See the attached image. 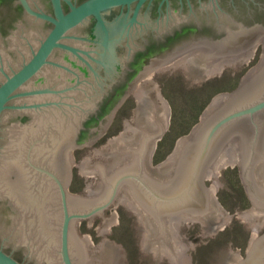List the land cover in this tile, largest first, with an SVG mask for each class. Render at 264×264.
<instances>
[{
    "label": "water",
    "instance_id": "water-1",
    "mask_svg": "<svg viewBox=\"0 0 264 264\" xmlns=\"http://www.w3.org/2000/svg\"><path fill=\"white\" fill-rule=\"evenodd\" d=\"M18 1L34 22L52 26L47 34L31 27L30 37L14 40L15 56L0 50V72H6L0 84V264H119L126 260L124 244H99L94 252L76 232L79 219L103 212L117 199L142 211L145 251H159L156 263L168 248L172 263L192 264L186 251H194L193 243L184 241L182 232L185 245L175 248L167 226L171 229L175 219L209 221L211 212L218 226L229 225L230 214L214 209L216 195L206 184L222 157H227L224 166L238 165L251 203L242 223L259 228L264 220V53L234 90L212 99L195 128L157 165L151 164V155L164 137L170 105L159 86L141 88L139 80L147 85L151 72L167 69L180 57L173 70L187 66L196 83L220 78L221 71L250 60L242 54L264 41V27L247 25L217 0L188 1L186 8L168 0L159 5L153 0H86L68 11L61 0H52L53 15L33 10L28 0ZM132 4L133 14L107 16L113 8ZM203 21L216 23L213 39L192 41L187 49L194 53L179 56L185 50H177L139 72L141 59L154 47L149 39L162 42L181 25ZM135 94L142 102L139 119L128 121V135L110 147L114 159L81 164L88 182L101 185L100 191L88 199L70 194L68 151L95 143L118 107ZM92 135L95 140L83 141ZM116 220L100 221L99 231L107 234ZM216 231L207 224L202 237H215ZM250 246L239 264H264V233Z\"/></svg>",
    "mask_w": 264,
    "mask_h": 264
},
{
    "label": "rangeland",
    "instance_id": "rangeland-1",
    "mask_svg": "<svg viewBox=\"0 0 264 264\" xmlns=\"http://www.w3.org/2000/svg\"><path fill=\"white\" fill-rule=\"evenodd\" d=\"M259 52L261 53L262 51ZM260 53L254 60L251 59L237 68L221 71L220 78L196 83V74H187V66L173 70L182 59L180 57L169 62L167 69L159 73L151 72L147 85L139 80L141 88L159 86L158 92L170 105L164 137L154 145L153 165L165 161L171 155L178 141L182 137L187 136L195 128V125L199 123L213 98L220 94L229 93L238 86L246 73L260 61ZM132 96L128 97V99L131 98L129 99L130 103L126 104L122 113L116 117L114 125L110 130L111 141L107 142L108 145L105 142L102 143L101 147L94 146L93 148H98V150H103L108 154L110 147H116V140L128 135V121L133 123L139 119V108H135L134 102L135 100L141 102L136 94ZM91 160L93 158L84 160L82 157H77L75 161L76 165L73 163L75 176L81 183L86 178L81 164ZM224 162L227 164V157L221 158L220 167L215 170L216 173L214 171L206 184L211 187L212 192H215L216 198L220 200L222 206L232 219H230L229 225L217 227L215 237L200 236L203 234L201 231H203L204 225L195 223V227H192L194 225H190V223H178L181 225L180 232H184V241L192 242L194 246L196 244L205 245L208 242V245L222 244L228 247L231 241L234 245L246 246L248 245L251 228L256 224L242 223L243 215L250 211L247 210L250 209V206L248 205L246 190L238 165L231 164L224 166ZM215 182H218V185L213 190ZM127 204L130 205L129 203ZM169 224L171 226V223ZM173 228H176V223L173 224ZM224 228L226 229L222 232L221 230ZM96 229L99 233V222L96 225ZM110 231L113 233L112 237L109 236ZM100 234L101 237L95 238L98 241L109 239L110 242L112 241V246L124 244L126 260H121L119 264H168L167 259L162 257H165L163 251L161 252L164 253L163 255L161 254V263H156L159 251L157 253L156 251H145L146 238L141 230V222L138 220H132V218L124 215L119 222L116 220L115 225L109 223L107 234L103 232H100ZM85 235L87 233L81 234V241H89ZM104 241L100 242V244L105 243ZM228 250L230 249L227 248L224 251L227 252ZM193 252L187 251L186 255H192ZM225 254L219 255L218 260L211 258L203 260L200 257L201 255L198 254L195 256V259H192V264H196V260H199V257L200 261H204V264L206 261V264H210L208 261H213V264H223L224 258H226Z\"/></svg>",
    "mask_w": 264,
    "mask_h": 264
},
{
    "label": "flooded vegetation",
    "instance_id": "flooded-vegetation-1",
    "mask_svg": "<svg viewBox=\"0 0 264 264\" xmlns=\"http://www.w3.org/2000/svg\"><path fill=\"white\" fill-rule=\"evenodd\" d=\"M64 10H70L72 5H79L83 3L86 0H61ZM172 6H182L184 8L187 7L188 1L191 3L198 4V0H168ZM208 1V0H203ZM29 4L31 5V8L35 11H41L47 14H55L54 4L52 0H28ZM166 4V0H153L152 4L159 5V3ZM219 5L224 8L228 9L230 11L239 13L238 17L242 20H245L247 25L254 26L258 25L261 27H264V0H217ZM158 3V4H157ZM156 6H154L155 8ZM135 9V4H132L131 6H120L113 8V10H110L107 13L108 17L114 16L116 13H125V14H133ZM34 17L27 11V9L24 8V6L18 1V0H0V50L3 49L5 51H8L11 55L15 56V51L10 48L11 43L14 40H17L19 38L24 39V37H28L29 29L31 27L34 28L39 33H46L45 29L51 28L52 23L46 22L41 20L40 22H34ZM217 28L216 23L212 22L209 23L207 21L200 22L199 24H190L189 22L181 25L180 30L173 33V35L166 37L163 39L162 42H158L157 40L149 39L150 45H154V47L149 50V52L144 55V57L140 61L139 65V72L144 69L145 66L149 65L152 61L159 62L162 60H167L175 51H182L185 50L184 53H181V55H187L189 53H194V50H189L191 46L192 41L198 42L199 39L209 37L210 39H213L215 36V29ZM47 34V33H46ZM30 37V35H29ZM25 40V39H24ZM187 49V50H186ZM197 49H195L196 51ZM205 50V49H204ZM259 51H262L261 53ZM261 54V57L264 53V41L259 42L257 46L250 50L249 52L242 54L248 55L250 57V60H254L258 54ZM56 57L60 55L59 50L55 52ZM260 57V59H261ZM15 67V66H14ZM18 67V65L16 66ZM19 68V67H18ZM16 68V69H18ZM158 70H155L153 72H157ZM7 73L12 74L11 71H8ZM6 78V72L4 73L0 72V84L5 80ZM22 91V90H19ZM133 97V96H132ZM131 99V98H129ZM128 97L124 100V102L118 107L117 112L115 113V116L111 122V124L104 130V133L100 135L96 142L92 145H83L82 147H77L73 150L68 151V155L70 157L69 163H70V170H71V180L68 185V191L72 195L81 196L83 199H88L92 196L97 194L100 191L101 185L96 186V182L91 181L88 182V180L85 178L83 183L79 181V179L75 176V170H74V164L76 163L77 157H82L85 159L93 158V161L95 165H102L103 161L107 158L108 160L111 159L112 156L108 155L107 152H104L103 150L100 151L98 148H93L94 146H102V143H105L108 145L109 141H111V134L110 130L112 129L114 122L116 120V117L122 113L124 106L129 102ZM22 100V98L15 99L12 103L15 101ZM141 101V100H140ZM109 105V104H106ZM135 108H139L142 105V102H138L135 100L134 102ZM96 137L92 136H86L83 141H89V140H95ZM113 139V138H112ZM108 142V143H107ZM105 144V145H106ZM93 148V149H92ZM155 153V152H154ZM154 153L151 155V164L153 165L154 162ZM114 157H112V160ZM61 161V160H60ZM63 162V161H61ZM74 163V164H73ZM149 163V161H148ZM115 165L118 164L116 161L114 163ZM76 165V164H75ZM104 166V165H103ZM99 175V174H98ZM99 178L101 179V176L99 175ZM101 184V182H100ZM99 189V190H98ZM130 204V203H129ZM248 205L251 209V203L248 199ZM214 209H224L222 206V203L219 199L216 198V202L213 204ZM247 209V210H250ZM225 210V209H224ZM245 212H247L245 210ZM246 214V213H245ZM126 215L129 218H132V220H138L139 222L142 221L141 214L139 210L134 209L124 201H120L117 199L114 203L109 205L106 209L103 210V212L94 214L91 217L88 218H82L79 219L76 223V232L79 236L80 234L87 233L86 239L90 241V246L92 249H95L94 252H97L96 249H99L100 242H103L104 240L98 241V239H95L96 237H101V234L99 235L98 230L96 229V225H98V222L105 221V220H113L117 219L118 222L123 218V216ZM211 216H213L209 221L205 219H175L174 222L171 223V229H169V225L167 226V230L169 233L174 232V239L172 240L174 243V247H178L180 244L185 245L184 243H181L182 238V232H180V228H173V224L180 223V221L188 222L190 225H194L195 223L204 225V227L208 225H215L218 227L217 222L214 221V213L211 212ZM174 218V217H173ZM262 218V217H261ZM264 218V217H263ZM229 219H232L230 217ZM172 219H167L169 222ZM202 221H205L203 223ZM264 221V220H263ZM253 224V223H252ZM259 228L254 229V227L251 228V234L248 240V245L246 246H237L234 245V243L231 241V245L228 247L221 245H208L207 242L205 245L202 244H196L194 246V252L193 256L190 257V259H195L198 254H200L201 259H216L218 260L219 255L225 254V264H239L241 261L246 259L248 257V252L251 250V242L253 239H255L257 236L262 235L264 233V222L257 223ZM179 227H181L180 224H178ZM192 227H195L192 226ZM195 229V228H194ZM226 228L222 229L221 231L224 232ZM190 230V229H189ZM154 230H151V233L153 234ZM179 231V232H178ZM203 232V231H201ZM96 233V234H95ZM102 233V232H101ZM157 233L154 231V235ZM112 231H110L109 236L112 237ZM218 234V233H217ZM153 235V236H154ZM179 235V236H178ZM203 236L202 234L200 235ZM155 237V236H154ZM171 237V235L169 236ZM196 237V236H194ZM105 243H110L109 239H105ZM88 241V242H89ZM177 244V245H176ZM187 246V245H186ZM188 249L190 248L187 246ZM230 249L227 252H225V249ZM155 249V248H154ZM208 250V251H206ZM17 251L18 258L20 259V255ZM157 253V251H156ZM161 253V252H160ZM187 253V251H186ZM159 254V253H157ZM162 255L164 253H161ZM211 254V255H210ZM162 256L164 259H167L168 264H174L172 263L171 259L164 254ZM196 260V264H204V261ZM157 258V255H156ZM22 260V258L20 259ZM193 262V261H192ZM207 261L205 262V264ZM208 263H212L213 261H208ZM188 264H191L188 262Z\"/></svg>",
    "mask_w": 264,
    "mask_h": 264
},
{
    "label": "bare ground",
    "instance_id": "bare-ground-1",
    "mask_svg": "<svg viewBox=\"0 0 264 264\" xmlns=\"http://www.w3.org/2000/svg\"><path fill=\"white\" fill-rule=\"evenodd\" d=\"M222 158H223V157H222ZM226 163H227V162H226ZM220 164H221V160H220ZM223 164H225V162H224ZM218 167H220V165H219ZM218 167H217V168H218ZM215 173H216V171H215ZM218 173H219V172H218ZM217 176H218V175H217ZM211 177H212V176H211ZM213 178H214V177H213ZM216 178H217V177H216ZM213 180H214V179H213ZM217 183H218V182H217ZM217 183L215 182V184L213 185V190L217 188V185H218ZM211 190H212V189H211ZM139 212H140L141 217H142V211H139ZM175 229H176V228H175ZM176 230H177V229H176ZM178 232H179V231H178ZM167 249H168V248H166V249L163 251L165 254H166V252H167Z\"/></svg>",
    "mask_w": 264,
    "mask_h": 264
}]
</instances>
